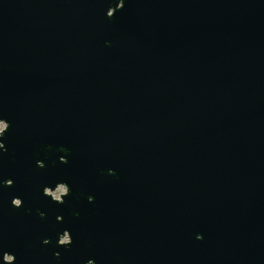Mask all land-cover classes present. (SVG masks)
<instances>
[{
    "label": "water",
    "instance_id": "1",
    "mask_svg": "<svg viewBox=\"0 0 264 264\" xmlns=\"http://www.w3.org/2000/svg\"><path fill=\"white\" fill-rule=\"evenodd\" d=\"M0 125V264H264V0H0Z\"/></svg>",
    "mask_w": 264,
    "mask_h": 264
},
{
    "label": "rangeland",
    "instance_id": "2",
    "mask_svg": "<svg viewBox=\"0 0 264 264\" xmlns=\"http://www.w3.org/2000/svg\"><path fill=\"white\" fill-rule=\"evenodd\" d=\"M65 191V188L63 186H59L55 191L54 193H52L56 198L59 197V195L61 193H63Z\"/></svg>",
    "mask_w": 264,
    "mask_h": 264
},
{
    "label": "built area",
    "instance_id": "3",
    "mask_svg": "<svg viewBox=\"0 0 264 264\" xmlns=\"http://www.w3.org/2000/svg\"><path fill=\"white\" fill-rule=\"evenodd\" d=\"M0 128H1V125H0ZM52 193H54V192H52ZM52 195H53V194H52ZM53 197L56 198L54 195H53Z\"/></svg>",
    "mask_w": 264,
    "mask_h": 264
},
{
    "label": "flooded vegetation",
    "instance_id": "4",
    "mask_svg": "<svg viewBox=\"0 0 264 264\" xmlns=\"http://www.w3.org/2000/svg\"><path fill=\"white\" fill-rule=\"evenodd\" d=\"M1 127H2V125H1Z\"/></svg>",
    "mask_w": 264,
    "mask_h": 264
}]
</instances>
